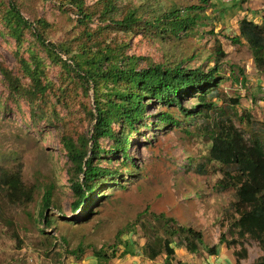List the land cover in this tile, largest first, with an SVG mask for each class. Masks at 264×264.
I'll list each match as a JSON object with an SVG mask.
<instances>
[{
  "label": "rangeland",
  "instance_id": "obj_1",
  "mask_svg": "<svg viewBox=\"0 0 264 264\" xmlns=\"http://www.w3.org/2000/svg\"><path fill=\"white\" fill-rule=\"evenodd\" d=\"M114 1L113 20L133 9L143 14V21H151L153 13L190 6L201 5L203 11L190 30L173 36L117 30L100 16L103 0H84L87 13L92 14L88 26L78 24L80 14L60 0H0V66L26 91L33 88L28 68L45 88L36 97L16 93L0 74V170L14 173L20 181L18 190L5 184L0 189V264H97L92 250L104 249L109 254V248L116 246L119 256L123 248L118 240L130 244L134 259L126 256L107 264H163L164 252L150 261L146 245L160 248L158 241L166 239L174 250V264L257 263L263 256L259 243L237 236L235 191L220 185L223 173L234 174L235 169L210 161L209 152L217 126L228 123L247 144L257 139L264 145V73L254 65L244 39L231 43L239 35L241 20L262 24L264 1L208 0L205 6L199 0ZM10 4L30 28L14 30V22L9 23ZM34 29L54 46V55L36 42ZM104 46L111 51L123 48L124 58L147 59L153 64L204 72L217 67L219 99L213 101L209 119L183 120L176 108L146 106L138 132L127 133V167L120 154L95 158L94 165L117 172L118 178L96 191L87 209L72 213L71 179L81 176L71 165L63 140L76 143L90 138L94 93L91 84L79 80L58 58H74L86 49L84 61ZM218 47L224 57L217 55ZM146 65L142 60L137 68ZM99 88H104L102 83ZM197 96L183 97V108L196 112ZM161 111L172 114L179 124L157 126L156 114ZM113 129L119 132L120 126L115 124ZM99 144L101 154L113 147L109 139ZM48 188L52 189L51 204L43 210ZM157 215L164 218L157 219ZM47 220L49 227H45ZM180 228L200 232L203 244L186 238ZM187 243L197 244L196 252L187 251ZM79 247L84 254L76 259L70 252Z\"/></svg>",
  "mask_w": 264,
  "mask_h": 264
},
{
  "label": "trees",
  "instance_id": "obj_2",
  "mask_svg": "<svg viewBox=\"0 0 264 264\" xmlns=\"http://www.w3.org/2000/svg\"><path fill=\"white\" fill-rule=\"evenodd\" d=\"M60 1L77 10L80 14L78 24L86 23L84 25L88 26L87 23L91 20L92 14L87 13L84 0ZM199 2L205 6L208 0H199ZM9 7V15L12 19H9V23L14 22L15 31L21 27H31L13 4H10ZM202 11L201 5L190 6L184 10L173 9L165 13H153L151 21H143V14L133 9L124 13L120 19L113 20L112 15L117 12L115 1L103 0L100 16L121 32L127 33L137 29L146 33L159 31L177 36L181 32L186 33L190 30L195 20L199 18L198 13ZM36 23L43 24L41 20ZM238 31L239 35L233 37L231 43L238 44L241 38L244 39L250 48L254 65L260 72L264 73V20L261 25H257L243 19L238 25ZM33 35L36 42L46 52L55 54L54 46L47 43L36 29L33 30ZM84 44L87 46L86 43ZM87 47L91 49V46ZM59 51L67 54V50L64 48H60ZM216 53L219 57L225 56L219 47ZM83 55H88L86 49H83L82 53L74 58L64 61L58 58L62 66L68 69L72 68L79 80L86 85L91 84L94 93L93 111L89 112L90 121L93 122L90 138H80L76 143L66 138L63 140V148L68 159L81 176L79 179H71V191L75 197L71 209L72 213L78 212L81 208L87 209L92 195L103 185H108L113 181L115 183L118 178L117 172L94 165L95 158L99 159L102 155L120 154L123 159L122 165L127 167L126 162L129 161L127 133L131 136L138 132V126L145 119L146 106L160 104L165 109L176 108L183 120L195 116L209 119L208 114L215 107L213 101L219 99L217 84L220 78L217 67L204 72L199 68L186 69L180 65L153 64L147 59L124 58L123 48H116L113 51L108 48L97 50L94 55L84 61L81 60L85 59ZM142 60L147 61V65L138 69V62ZM68 61L71 65L68 64ZM0 74L6 80L9 88L16 93H26L28 96L36 97L45 91L37 73L29 68L27 75L33 83V88L28 91L19 85L17 78L1 66ZM100 83L104 86L102 90L99 88ZM194 93L198 94L199 100L195 107L196 112L184 109L181 102L183 97L190 98ZM233 103L237 104L238 101ZM155 123L159 127H175L179 124V120L169 112L161 111L156 114ZM115 124L120 126L119 132L114 131L113 126ZM150 125L152 124L149 123L148 126ZM101 139H109L113 142L112 149L104 152L105 154H101L103 153L99 144ZM211 140L209 160L235 169L234 174L229 171L223 173L224 179L220 181V185L223 190L235 191L237 236L241 239L248 236L259 243L263 256L254 264H264V145L257 139L247 144L241 133L230 123L217 126ZM106 178L107 180H105ZM19 183L17 175L0 170V189H3L5 184L8 185V188L18 190ZM51 197L52 189L48 188L43 196V210L50 207ZM41 217L44 219L43 213H41ZM155 218L162 219L164 216L157 215ZM170 221L173 222V220ZM50 225V221H45V227ZM178 231L184 233L186 238L194 239L196 243L203 244V237L200 232L191 228H180ZM169 235L173 237L175 234ZM119 236L120 234H118ZM158 243L161 245L160 248L159 246L156 248L146 245L147 258L153 261L164 252L163 264H174L172 261L174 250L170 246V241L166 239L163 242L158 241ZM118 244L123 248L119 256L116 255V246L109 248V254L104 252V249H93L92 256L96 263L107 264L113 259L133 255L132 247L128 242L118 240ZM186 249L194 253L197 250V244L187 243ZM83 254L84 249L80 247L70 252V255L75 256L76 259ZM175 264L183 263L177 262Z\"/></svg>",
  "mask_w": 264,
  "mask_h": 264
},
{
  "label": "crops",
  "instance_id": "obj_3",
  "mask_svg": "<svg viewBox=\"0 0 264 264\" xmlns=\"http://www.w3.org/2000/svg\"><path fill=\"white\" fill-rule=\"evenodd\" d=\"M127 257H128L129 259H134L132 256H127ZM128 258H127V259H128Z\"/></svg>",
  "mask_w": 264,
  "mask_h": 264
}]
</instances>
